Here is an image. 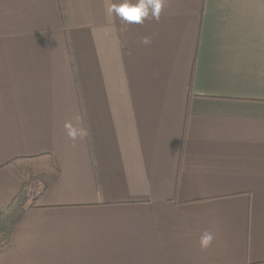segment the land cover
<instances>
[{"label":"crops","instance_id":"0c3cea01","mask_svg":"<svg viewBox=\"0 0 264 264\" xmlns=\"http://www.w3.org/2000/svg\"><path fill=\"white\" fill-rule=\"evenodd\" d=\"M118 2L0 0V204L58 169L0 264H264V0Z\"/></svg>","mask_w":264,"mask_h":264},{"label":"trees","instance_id":"16d2710c","mask_svg":"<svg viewBox=\"0 0 264 264\" xmlns=\"http://www.w3.org/2000/svg\"><path fill=\"white\" fill-rule=\"evenodd\" d=\"M7 166L21 179L22 188L9 206L0 204V251L12 243V235L22 216L58 175V169L48 154L16 158Z\"/></svg>","mask_w":264,"mask_h":264},{"label":"clouds","instance_id":"9594fccd","mask_svg":"<svg viewBox=\"0 0 264 264\" xmlns=\"http://www.w3.org/2000/svg\"><path fill=\"white\" fill-rule=\"evenodd\" d=\"M166 0H119L118 3H111L107 11L114 13L116 17L126 24H143L146 19H155L159 21L162 8ZM151 42L149 37H144L141 43L147 45ZM67 136L73 141L78 138H84L88 135L85 127H76L70 121L64 124ZM215 234L211 231H205L200 235L199 245L201 249L208 248Z\"/></svg>","mask_w":264,"mask_h":264}]
</instances>
